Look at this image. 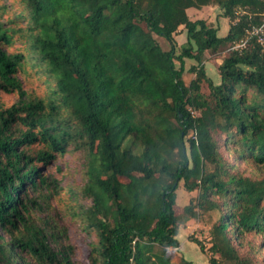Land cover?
I'll use <instances>...</instances> for the list:
<instances>
[{
  "label": "trees",
  "instance_id": "obj_1",
  "mask_svg": "<svg viewBox=\"0 0 264 264\" xmlns=\"http://www.w3.org/2000/svg\"><path fill=\"white\" fill-rule=\"evenodd\" d=\"M203 6L229 19L223 36L189 18ZM0 11V91L17 94L0 105V264H75L67 227L30 213L44 167L69 155L82 178L71 216L96 238L88 264H193L170 248L181 225L212 214L208 247L189 236L208 264H264V44L246 36L264 0H13ZM220 53L215 84L205 62ZM27 64L42 94L24 90ZM179 181L197 194L176 213Z\"/></svg>",
  "mask_w": 264,
  "mask_h": 264
},
{
  "label": "rangeland",
  "instance_id": "obj_2",
  "mask_svg": "<svg viewBox=\"0 0 264 264\" xmlns=\"http://www.w3.org/2000/svg\"><path fill=\"white\" fill-rule=\"evenodd\" d=\"M13 0H0V6L7 5ZM213 7V6H211ZM207 6L204 9L190 8L187 10L190 19H205L208 23L213 24L218 28L217 34L223 36L228 28L230 21L227 17L215 14V10ZM1 19H5L7 15H3L0 11ZM264 19V16H263ZM155 38L159 42L160 46L164 50L171 48V43L163 36L155 35ZM176 43L177 53L180 51V46L186 41L185 29L181 28L174 35ZM236 45V44H235ZM234 45V46H235ZM17 46V45H16ZM15 46V47H16ZM224 53H220L214 57H210L205 64V71L212 81L216 84L220 82V75L218 72V65L221 63V59ZM176 66H179L178 61H175ZM195 64L193 59L186 58L184 60V72L183 78L185 82H188L193 73L188 71V68ZM18 77L22 80L23 88L28 93L42 94L43 82L35 73V69L27 64L25 71H18ZM206 90V87H204ZM17 99L16 93H4L0 91V105L9 106ZM194 115L196 112L191 110ZM189 137L192 136V132L189 133ZM242 168L248 172L252 171L254 167L243 163ZM43 174L47 177V182L43 186L42 190L37 193H31L35 204L32 205L30 213L37 221H42L45 218H52L49 223L66 226L69 234V243L73 245L72 259L75 264H88V254L90 244L96 242V238L93 234H89L82 228L80 220H74L71 216L72 208L78 210V201L75 200L73 191L82 184V178L77 167L75 155H69L65 160L58 158L55 162H52L48 166L44 167ZM197 191L188 192L182 185V181H179L176 189V201L174 205V211L180 212L183 207L188 203L191 196H196ZM216 214L210 216L203 215L199 219H191L185 225H181L176 236L179 247L170 248L173 253V259L178 260L179 257H183L185 260L191 261L193 264H208L209 254H204L200 251L199 247L189 240V236L196 237L201 240L205 247L209 246V227ZM48 229V228H47ZM49 233V230H46ZM260 237V236H259ZM249 239L250 236L248 237ZM253 243L260 242L259 238H253Z\"/></svg>",
  "mask_w": 264,
  "mask_h": 264
},
{
  "label": "built area",
  "instance_id": "obj_3",
  "mask_svg": "<svg viewBox=\"0 0 264 264\" xmlns=\"http://www.w3.org/2000/svg\"><path fill=\"white\" fill-rule=\"evenodd\" d=\"M262 25L261 26H255L252 25L250 28L246 30V36L250 37L255 35L257 37V40L260 44H264V19H262ZM242 39L239 43H237L234 48H242L245 46L246 39ZM192 112V111H191Z\"/></svg>",
  "mask_w": 264,
  "mask_h": 264
},
{
  "label": "crops",
  "instance_id": "obj_4",
  "mask_svg": "<svg viewBox=\"0 0 264 264\" xmlns=\"http://www.w3.org/2000/svg\"><path fill=\"white\" fill-rule=\"evenodd\" d=\"M207 6H203L202 8H201V10L202 9H204V8H206ZM209 7H211V6H209ZM211 8H213L215 11V14H219L220 13V10H219V8L217 7V6H213V7H211ZM189 10V9H188ZM198 10H200V9H198ZM205 64H206V62H205ZM189 223V222H188Z\"/></svg>",
  "mask_w": 264,
  "mask_h": 264
}]
</instances>
